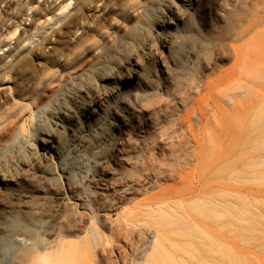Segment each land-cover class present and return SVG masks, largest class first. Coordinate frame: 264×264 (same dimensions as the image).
Returning <instances> with one entry per match:
<instances>
[{"label": "rangeland", "instance_id": "1", "mask_svg": "<svg viewBox=\"0 0 264 264\" xmlns=\"http://www.w3.org/2000/svg\"><path fill=\"white\" fill-rule=\"evenodd\" d=\"M42 1L0 0V264H264V0H70L19 48Z\"/></svg>", "mask_w": 264, "mask_h": 264}, {"label": "bare ground", "instance_id": "2", "mask_svg": "<svg viewBox=\"0 0 264 264\" xmlns=\"http://www.w3.org/2000/svg\"><path fill=\"white\" fill-rule=\"evenodd\" d=\"M56 1H58V0H43L42 2H43V8H45V10L43 9V10H41V8H39L38 9V16H34V17H32V19H31V23H30V28H25L24 29V32L21 34L20 33V37H19V40H18V37H17V39L16 40H18V44H19V48H23L24 46H25V44L27 45L28 43V45H31L30 43L31 42H33V41H31L33 38H35V37H37L38 35H40L41 37H40V39H39V44L43 47V48H50V45H51V43H50V41H49V39H47L46 38V35L48 34V33H46L45 31L47 30V28H51V26H56L57 24L56 23H58L59 21H60V23L61 22H63V17H64V14L66 13L65 12V10L69 7V6H71V3H70V0H64L66 3H65V5H62V6H59V4L60 3H56ZM86 1V0H85ZM89 1L90 0H88V1H86V2H88L89 3ZM94 1V0H93ZM195 1L196 0H182V2L185 4V5H187V6H192V5H194L195 4ZM36 2V1H35ZM60 2V1H59ZM63 2V0L61 1V3ZM96 1H94V3H95ZM93 3V4H94ZM98 3V2H97ZM33 4V3H32ZM36 4V3H35ZM64 4V3H63ZM92 4V5H93ZM61 5V4H60ZM89 5V4H88ZM95 5V4H94ZM100 5H102L101 3H100ZM34 6V5H33ZM97 6H99V5H97ZM37 7H39V5L37 6ZM100 7V6H99ZM32 8V7H31ZM30 8V9H31ZM105 8V7H104ZM104 8H102L103 10V12L102 13H100L99 14V16H103L104 14V12H106V10L107 9H104ZM29 9V10H30ZM52 9H54L53 11H50V10H52ZM97 9V8H96ZM101 9V8H100ZM32 10V9H31ZM30 10V11H31ZM98 10V9H97ZM18 11H21V10H18ZM26 11H28V9H26ZM48 11H50V12H52V15H53V13H54V17L52 18V17H49L48 16ZM100 11V10H99ZM57 12V13H56ZM67 12H68V10H67ZM2 13V12H1ZM19 13H21V12H19ZM26 14V13H25ZM68 14V13H67ZM33 15H36V14H33ZM51 15V14H50ZM4 16V15H3ZM18 16H19V14H18ZM49 18H51V19H49ZM68 16H70V14L68 15ZM1 17V16H0ZM19 17H22V16H19ZM19 17L17 18L18 20H19ZM48 18V20L46 19L45 20V22H40V20H41V18ZM16 17H14V19H15ZM21 19V18H20ZM68 19V18H67ZM66 18L64 19V21L65 20H67ZM18 20H16L15 21V23L18 21ZM62 20V21H61ZM14 22V21H13ZM96 22V21H95ZM97 23V22H96ZM260 23H263L264 24V20L263 21H256V24L257 25H259ZM161 24V23H160ZM19 25V24H18ZM49 25H51V26H49ZM49 26V27H48ZM160 26H162V25H160ZM18 27V26H17ZM62 28V27H61ZM17 29V28H16ZM23 29V28H22ZM17 31V30H16ZM82 30L80 29V32H81ZM20 32H22V31H20ZM43 32H45L46 33V35L43 33ZM82 33V32H81ZM50 34V33H49ZM19 35V34H18ZM34 40V39H33ZM14 42H17V41H14ZM34 43V42H33ZM37 43H34V45H36ZM253 47H249L248 48V50L249 51H251L252 52V54H254V56H249V55H247L246 56V58H245V60H244V58H243V56L240 54V52H238L237 50H234V59L236 60V62H238V63H241V60L245 63V64H247V65H249V66H251V67H254V66H259V65H261L262 63L264 64V25H263V27H262V29L260 30V31H258L255 35H254V39H253ZM14 45H15V43H14ZM38 46V45H37ZM36 46V47H37ZM148 46H149V44H148ZM17 47H15V48H13L12 47V51H8L6 54H4V55H2L1 57H0V75L3 73V74H5L4 72L6 71V69H8L9 67H11V66H6L5 67V65L6 64H8L9 63V59H13V55H12V53L14 52V51H16L17 49H16ZM143 48V47H142ZM147 48V47H146ZM150 48V47H149ZM39 49V48H38ZM152 49V48H151ZM9 50H11V48L9 49ZM44 50V49H43ZM146 50V49H145ZM26 55V54H25ZM35 55V54H34ZM19 56H24V55H22V53H19ZM57 56H58V54L56 53V52H54L52 55H51V57H50V60H48V61H51V62H53L54 60H56V58H57ZM261 58V59H260ZM11 64L13 65L14 63L13 62H11ZM134 66H135V69H131V70H129V71H127L126 72V77L124 78V80H123V83H125V84H132L133 83V79L129 76L130 75V73L132 74L133 72H135L136 71V68H137V62L136 61H134ZM41 65V64H40ZM42 66V65H41ZM40 68V67H39ZM264 71V70H263ZM263 73H261V75H262ZM257 77H258V74H255ZM129 85V86H130ZM2 89H5V88H2ZM20 91V89H18V90H15V92L16 93H18ZM136 91H137V89H136ZM10 98V97H9ZM8 97L7 96H5V97H2L1 98V101H0V108L1 107H3V106H5L6 104H7V102H8ZM9 101H11V102H13L12 100H9ZM20 108V107H19ZM132 110V109H131ZM222 125V127L225 129V130H231L232 129V127L229 125V124H227L226 122H224V123H222L221 124ZM192 137V136H191ZM193 139H194V141L195 142H200V140H199V138H197L195 135H193ZM197 144V143H196ZM198 148H200L199 146H198ZM43 151L44 152H50V153H54L55 152V149H54V147H52V145H49V146H47V145H45V147H44V149H43ZM199 151V150H198ZM50 156H52V154H49ZM4 185H5V182L3 181V179H0V191H1V189L4 187ZM120 219H122V218H120ZM120 219H118L117 221H119ZM125 221H127V219H125ZM120 222V221H119ZM126 223V222H125ZM14 224L16 225V226H18V225H20L21 223H20V219H16L15 221H14ZM91 227H92V225H91ZM92 229H94V227H92V228H90V231L92 230ZM93 231V232H92ZM91 231V233L90 234H92L91 235V240L93 241L92 243L94 244V243H97V242H99V240H100V238L102 237V235L100 234V232L99 231H97L96 229H94V230H92ZM100 235H101V237H100ZM60 248V247H59ZM59 252V251H58ZM56 253H57V251H56ZM58 254V253H57ZM63 254V253H62ZM160 254V252L159 251H156V252H154V256L156 257V256H158ZM58 256V255H57ZM62 256V255H61ZM62 257H64V255L62 256ZM21 259V258H20ZM62 259V258H61ZM63 260V259H62ZM60 261V260H59ZM18 263H24V260H20V262H19V260L17 261ZM38 264H57L56 263V261H55V259H54V256H42V257H40L39 259H38ZM66 264V263H65Z\"/></svg>", "mask_w": 264, "mask_h": 264}]
</instances>
